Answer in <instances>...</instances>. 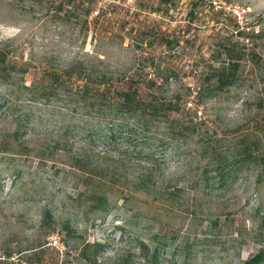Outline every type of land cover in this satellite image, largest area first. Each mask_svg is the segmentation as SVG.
I'll list each match as a JSON object with an SVG mask.
<instances>
[{
	"label": "rangeland",
	"instance_id": "374dc122",
	"mask_svg": "<svg viewBox=\"0 0 264 264\" xmlns=\"http://www.w3.org/2000/svg\"><path fill=\"white\" fill-rule=\"evenodd\" d=\"M228 53L237 80L213 96L208 78ZM142 55L174 69L162 90L180 98L199 139L222 137L227 149L264 128V0H0V144L23 134L9 144L13 169L0 154V264H243L262 248L264 183L253 172L209 193L194 185L196 159L180 156L144 192L134 188L140 164L102 157L113 174L100 181L99 168L70 166L80 144L59 142L58 126L108 135L123 120L84 84L121 88ZM103 193L107 208L93 209ZM45 207L76 236L49 233ZM138 240L160 249L155 262ZM88 242L103 244L96 256L95 247L82 256Z\"/></svg>",
	"mask_w": 264,
	"mask_h": 264
},
{
	"label": "trees",
	"instance_id": "16d2710c",
	"mask_svg": "<svg viewBox=\"0 0 264 264\" xmlns=\"http://www.w3.org/2000/svg\"><path fill=\"white\" fill-rule=\"evenodd\" d=\"M227 58L228 62L224 60L219 66L214 67L212 76L208 78L213 96L226 91L237 80L239 65L229 59L234 58L231 54L228 53ZM156 60L153 55H142L135 70L124 79V85L121 88L101 89L84 84L85 93L101 104H111L123 120L119 122L118 129L109 131L108 135L95 125L58 126L59 142L71 147L76 143L80 144V147L74 150L76 152L73 151L74 161L70 166L90 176H94L95 168H99L97 180L100 181L102 177L112 178L111 174H113L108 172V168L103 167L101 161L105 160L102 157L111 158L120 166L140 164L143 166L141 167L143 171L133 187L138 191L149 192L151 188L149 181L158 175L163 163L175 157L189 156L197 161V180L194 185L202 187L209 193L227 190L241 176L251 172L255 175V185H262L264 183V128L236 136L227 149L220 144L222 137L211 140L199 139L194 127L187 118L183 117L180 98L162 90V84L174 76V69L161 66ZM150 67L153 70L152 74L146 71V68ZM118 134L122 137L123 143L119 142ZM20 135L23 134L19 130L13 131L8 135L11 136L12 141L0 144L1 161H5L11 169L14 168L17 154L11 151L9 144L13 140L20 139ZM192 142L197 145L190 149ZM13 174L17 175L18 172L15 170ZM32 188L42 193L46 190L41 181L37 183L32 181ZM120 190L123 195L124 192L132 195L127 188ZM132 192L136 194L135 191ZM93 200L96 203L99 202L93 203V209L108 206L105 193L96 195ZM41 225L48 228L49 233L56 232L69 238H74L77 234L69 220L57 221L47 207L42 213ZM137 246L146 256L150 255L154 262L157 260L159 248L151 249L143 240H138ZM89 247L96 248L97 251L94 254L96 256L103 244L86 243L82 256L87 258L84 252ZM243 264H264V244Z\"/></svg>",
	"mask_w": 264,
	"mask_h": 264
}]
</instances>
